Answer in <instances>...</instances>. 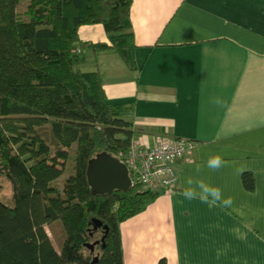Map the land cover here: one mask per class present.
Wrapping results in <instances>:
<instances>
[{
  "label": "crops",
  "instance_id": "crops-1",
  "mask_svg": "<svg viewBox=\"0 0 264 264\" xmlns=\"http://www.w3.org/2000/svg\"><path fill=\"white\" fill-rule=\"evenodd\" d=\"M131 21L132 65L96 51L112 41L95 23L79 27V67L100 71L133 139L196 146L173 189L121 222L124 264H264V0H133Z\"/></svg>",
  "mask_w": 264,
  "mask_h": 264
},
{
  "label": "trees",
  "instance_id": "trees-1",
  "mask_svg": "<svg viewBox=\"0 0 264 264\" xmlns=\"http://www.w3.org/2000/svg\"><path fill=\"white\" fill-rule=\"evenodd\" d=\"M132 3L0 0V177L13 190L11 203L0 195V264H124L121 222L161 194L139 183L95 194L87 179L89 160L126 154L136 130L126 107L106 102L100 71L79 67L78 30L102 23L112 45L90 44L132 65ZM54 222L65 233L60 250L46 229Z\"/></svg>",
  "mask_w": 264,
  "mask_h": 264
},
{
  "label": "built area",
  "instance_id": "built-area-1",
  "mask_svg": "<svg viewBox=\"0 0 264 264\" xmlns=\"http://www.w3.org/2000/svg\"><path fill=\"white\" fill-rule=\"evenodd\" d=\"M195 146V141L184 138L161 139L151 147L133 139L126 154L115 156L127 165L132 185L139 183L161 193L173 189L177 180L176 161Z\"/></svg>",
  "mask_w": 264,
  "mask_h": 264
},
{
  "label": "water",
  "instance_id": "water-1",
  "mask_svg": "<svg viewBox=\"0 0 264 264\" xmlns=\"http://www.w3.org/2000/svg\"><path fill=\"white\" fill-rule=\"evenodd\" d=\"M87 179L91 190L95 194H108L115 190L128 191L132 187V179L127 165L110 152H100L89 160ZM95 228L102 222L95 218ZM107 230V226H104ZM101 241H104L102 237ZM100 241L87 243L86 246L93 251Z\"/></svg>",
  "mask_w": 264,
  "mask_h": 264
},
{
  "label": "rangeland",
  "instance_id": "rangeland-1",
  "mask_svg": "<svg viewBox=\"0 0 264 264\" xmlns=\"http://www.w3.org/2000/svg\"><path fill=\"white\" fill-rule=\"evenodd\" d=\"M86 70V69H84ZM71 171V168L68 169V172ZM69 173H64V175L61 177L60 185H62V181L68 177ZM144 188H146L144 186ZM0 195L1 197L11 203L13 199V190L11 187V184L5 179L4 177H0ZM51 239L56 244L58 248H61L62 241L65 237L63 225L61 222H54L46 227ZM89 250H86V254L89 253ZM96 254H94L95 256ZM70 264H76V263H70Z\"/></svg>",
  "mask_w": 264,
  "mask_h": 264
},
{
  "label": "clouds",
  "instance_id": "clouds-1",
  "mask_svg": "<svg viewBox=\"0 0 264 264\" xmlns=\"http://www.w3.org/2000/svg\"><path fill=\"white\" fill-rule=\"evenodd\" d=\"M209 167H219L222 164V160L219 156H215L212 159L209 160Z\"/></svg>",
  "mask_w": 264,
  "mask_h": 264
}]
</instances>
